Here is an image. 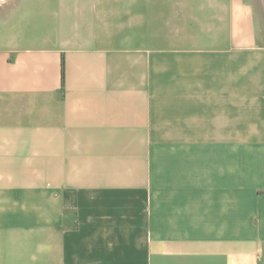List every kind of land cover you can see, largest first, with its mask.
Instances as JSON below:
<instances>
[{
	"label": "crops",
	"instance_id": "0c3cea01",
	"mask_svg": "<svg viewBox=\"0 0 264 264\" xmlns=\"http://www.w3.org/2000/svg\"><path fill=\"white\" fill-rule=\"evenodd\" d=\"M257 14L0 0V264H264Z\"/></svg>",
	"mask_w": 264,
	"mask_h": 264
},
{
	"label": "rangeland",
	"instance_id": "374dc122",
	"mask_svg": "<svg viewBox=\"0 0 264 264\" xmlns=\"http://www.w3.org/2000/svg\"><path fill=\"white\" fill-rule=\"evenodd\" d=\"M254 3V6L256 8V11L260 14H257L256 19L258 23V30L261 35H263V43H264V0H252ZM160 28H163V26H160ZM157 39V38H154ZM168 37H163L158 39V42L161 43H167ZM157 41V40H156Z\"/></svg>",
	"mask_w": 264,
	"mask_h": 264
},
{
	"label": "trees",
	"instance_id": "16d2710c",
	"mask_svg": "<svg viewBox=\"0 0 264 264\" xmlns=\"http://www.w3.org/2000/svg\"><path fill=\"white\" fill-rule=\"evenodd\" d=\"M63 75H64V72H63Z\"/></svg>",
	"mask_w": 264,
	"mask_h": 264
}]
</instances>
